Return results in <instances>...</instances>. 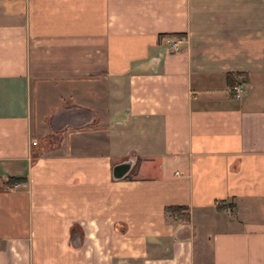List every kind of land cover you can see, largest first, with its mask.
Here are the masks:
<instances>
[{
    "label": "crops",
    "instance_id": "0c3cea01",
    "mask_svg": "<svg viewBox=\"0 0 264 264\" xmlns=\"http://www.w3.org/2000/svg\"><path fill=\"white\" fill-rule=\"evenodd\" d=\"M0 264H264V0H0Z\"/></svg>",
    "mask_w": 264,
    "mask_h": 264
},
{
    "label": "built area",
    "instance_id": "2783aa9c",
    "mask_svg": "<svg viewBox=\"0 0 264 264\" xmlns=\"http://www.w3.org/2000/svg\"><path fill=\"white\" fill-rule=\"evenodd\" d=\"M166 45L165 47L167 48V51L169 52H176L181 48V44L185 42L184 38L181 36H174V37H167L165 39ZM230 90H232L234 93L239 94L243 91V87L240 84L234 83L231 87H229ZM35 143V141H33ZM18 181L14 182L10 185L12 186H17Z\"/></svg>",
    "mask_w": 264,
    "mask_h": 264
},
{
    "label": "water",
    "instance_id": "95a60500",
    "mask_svg": "<svg viewBox=\"0 0 264 264\" xmlns=\"http://www.w3.org/2000/svg\"><path fill=\"white\" fill-rule=\"evenodd\" d=\"M131 164H132L131 158L124 159L114 163L112 165V176L116 179L123 177L130 169Z\"/></svg>",
    "mask_w": 264,
    "mask_h": 264
},
{
    "label": "trees",
    "instance_id": "16d2710c",
    "mask_svg": "<svg viewBox=\"0 0 264 264\" xmlns=\"http://www.w3.org/2000/svg\"><path fill=\"white\" fill-rule=\"evenodd\" d=\"M235 77L231 74H227V83H228V86L231 87L233 84H234V80ZM232 91V90H231ZM233 92V91H232ZM22 178H19V177H8L7 178V181L12 184L16 181H21ZM167 209L170 211V212H174L175 210L179 209L178 206H168Z\"/></svg>",
    "mask_w": 264,
    "mask_h": 264
}]
</instances>
